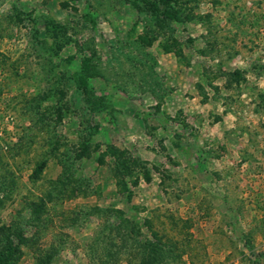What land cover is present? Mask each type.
<instances>
[{
  "label": "rangeland",
  "instance_id": "374dc122",
  "mask_svg": "<svg viewBox=\"0 0 264 264\" xmlns=\"http://www.w3.org/2000/svg\"><path fill=\"white\" fill-rule=\"evenodd\" d=\"M2 261L264 264V0H0Z\"/></svg>",
  "mask_w": 264,
  "mask_h": 264
},
{
  "label": "trees",
  "instance_id": "16d2710c",
  "mask_svg": "<svg viewBox=\"0 0 264 264\" xmlns=\"http://www.w3.org/2000/svg\"><path fill=\"white\" fill-rule=\"evenodd\" d=\"M152 5V4H151ZM151 7H153V9H156L155 8V5L154 6H151ZM154 11V10H153ZM164 13H165V11H163V15H164ZM132 231V230H131ZM147 245H149L151 248H150V250H151V253H156V252H158V251H160L159 250V248H160V246L161 245H158V244H155V243H149V242H147L146 243ZM151 260V259H150ZM4 261V260H3ZM3 261L1 262V264H3ZM149 260H148V258L146 257L145 258V260H144V262H148ZM141 264V263H140ZM144 264V263H143Z\"/></svg>",
  "mask_w": 264,
  "mask_h": 264
}]
</instances>
